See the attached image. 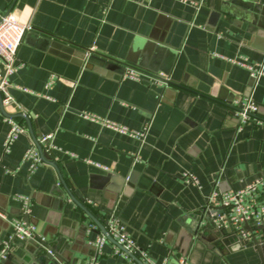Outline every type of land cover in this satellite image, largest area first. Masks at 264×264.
Instances as JSON below:
<instances>
[{
    "label": "crops",
    "instance_id": "1",
    "mask_svg": "<svg viewBox=\"0 0 264 264\" xmlns=\"http://www.w3.org/2000/svg\"><path fill=\"white\" fill-rule=\"evenodd\" d=\"M9 12L32 30L9 77L6 112H25L38 140L52 136L48 148L78 194L115 215L111 223L157 263L262 264L251 242L235 252L226 251L233 241L214 243L217 250L197 240L189 246L178 238L177 221L190 225L214 190L264 179V121L240 127L223 105L250 100L264 108V77L232 62L264 63V0H0V17ZM87 51L97 59L88 61ZM134 68L142 80L128 76ZM16 120L26 134L5 152L8 125L0 114V247L26 210L39 235L58 216L68 227L80 216L54 195L49 166L31 171L24 161L32 142ZM186 174L198 183L186 182ZM100 235L88 232L69 264H134L108 241L93 259ZM258 240L264 245V232ZM18 242L11 252L22 256Z\"/></svg>",
    "mask_w": 264,
    "mask_h": 264
},
{
    "label": "built area",
    "instance_id": "2",
    "mask_svg": "<svg viewBox=\"0 0 264 264\" xmlns=\"http://www.w3.org/2000/svg\"><path fill=\"white\" fill-rule=\"evenodd\" d=\"M31 30L32 26L30 24L19 21L11 13L0 17V93L3 97V105L5 107L9 106L13 101V98L8 92L10 86L9 77L14 75L19 68L17 63L18 50L25 34ZM232 62L248 69L251 76L255 79L264 77V63L253 67L248 66L242 61L233 60ZM128 76L134 80H142L143 78L142 74L136 68L131 69ZM233 104L241 109V112L237 113L240 120V127L254 120L253 114L258 110L257 104L250 100L235 101ZM85 117L98 120L109 129L133 136L140 140L145 136V133L131 131L109 120H101L87 114H85ZM5 121L8 125V132L4 141V149L5 152H8L12 144L21 135L26 134V128L15 119L5 118ZM51 138V135L43 136L41 138V143H49ZM24 161L31 163V171L35 170L41 163L38 151L33 144L25 152ZM89 163L105 172L110 171L108 167L101 164ZM184 179L188 183H198L197 179L191 174H186ZM19 199L24 203L27 209L28 199L23 197ZM207 206L222 209L223 213L214 219L219 229L225 231L230 228L235 235L248 244L252 241L254 236L258 238L259 234L262 233V231L258 229L264 226V179L256 180L246 188L238 191L220 192L214 190L208 197ZM26 211L28 212V210ZM0 215L4 219L6 218L5 215ZM246 225L250 227L251 231L246 229ZM13 226L11 237L8 241H4L0 247V262L7 259L11 253L14 241L33 238L36 234V228L32 225H27L22 220H15ZM108 233L130 253L135 255L143 264H167V261L157 263L156 260L147 251L140 248L138 244L125 233L123 227H120L118 224L111 223ZM106 242L107 239L103 235H100L95 241L94 244L97 247L99 256L102 254V248ZM117 254L126 256L118 248H116V255ZM134 264L137 263L134 262ZM182 264H186V262L182 260Z\"/></svg>",
    "mask_w": 264,
    "mask_h": 264
},
{
    "label": "water",
    "instance_id": "3",
    "mask_svg": "<svg viewBox=\"0 0 264 264\" xmlns=\"http://www.w3.org/2000/svg\"><path fill=\"white\" fill-rule=\"evenodd\" d=\"M87 52L90 55L93 54L87 58L88 61L97 59L93 52ZM160 80L165 84L170 83L167 78H160ZM233 103L234 102H227L223 105L230 114L239 120L237 113L241 112V109L234 106ZM15 109V114H9L6 112V107L3 105V97L0 93L1 115L8 119H18L26 123L30 140L38 151L41 163L49 166L56 174L57 183L54 189V195L59 199H63L66 202L73 204L80 212V216L79 221L76 220L77 222L72 224L71 227H68V224L65 221H61L58 216L55 221L50 222V226L53 228H51V230L48 229L46 234L39 235L36 233L33 238L24 239L16 243V251L21 250L23 253L22 256L11 252L7 259L1 261L0 264H69L72 262L75 250L78 249L79 245L83 244L87 239L86 236L88 232H95L103 235L108 242L116 246V248L123 252L133 262L143 264L135 255L130 253L108 233L111 221L116 219V216L106 213L104 210L94 208L80 194H78L72 186L69 185L64 166L54 160V153L48 148L49 143H41V140H38L37 135L33 132L30 117L20 108L15 106ZM253 118H258L264 121V108L258 107L256 113L253 114ZM112 208H110V210H112ZM222 213V209L208 207L206 205L200 212H197L193 214V217H190L193 221L190 225L184 222L183 218H181L177 221L183 230V232H179V240H186L187 238L189 246L193 245L196 240L201 241L203 243H208L210 248L215 250H217V248L213 245L214 243H222L226 245L228 241H233L232 245L226 247V251L235 252L244 249L241 238L235 235L230 228L223 231L216 226L214 219ZM22 221L27 225H32L36 228V226L32 224L28 212L23 214ZM91 226H94L97 230L90 228ZM246 229L251 231L248 225H246ZM258 230L264 232V226L260 227ZM251 244L257 251L261 263L264 264L263 243L254 236ZM91 257L97 260L99 255L95 252Z\"/></svg>",
    "mask_w": 264,
    "mask_h": 264
}]
</instances>
